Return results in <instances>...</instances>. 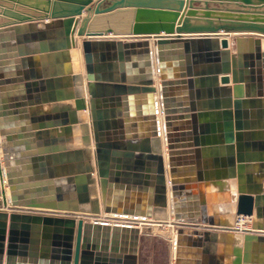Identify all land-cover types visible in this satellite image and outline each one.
<instances>
[{"label": "water", "instance_id": "water-1", "mask_svg": "<svg viewBox=\"0 0 264 264\" xmlns=\"http://www.w3.org/2000/svg\"><path fill=\"white\" fill-rule=\"evenodd\" d=\"M0 16V264H138L142 224L173 264H264V0H0ZM231 32L255 35L232 51ZM121 103L133 130L115 140ZM213 180L224 224L205 217Z\"/></svg>", "mask_w": 264, "mask_h": 264}, {"label": "crops", "instance_id": "crops-1", "mask_svg": "<svg viewBox=\"0 0 264 264\" xmlns=\"http://www.w3.org/2000/svg\"><path fill=\"white\" fill-rule=\"evenodd\" d=\"M51 3H52V0H51ZM51 7L52 6H50L49 13H50ZM222 9H226V8L222 7ZM85 15L86 14L83 12L79 16V18L81 19ZM3 21H5V19L0 16V23H2ZM43 22L46 23L47 20H43ZM49 33L50 32H48V34ZM218 35H225V33L223 31H219L218 32ZM228 35H229V37H227L228 45H229V48L233 51L234 46H235V41H236L235 35H255V34H246V33H244V34H235V33H232L231 32ZM78 39L79 38L76 37V41ZM221 39L222 38H219V41ZM141 41H146V42L150 43L149 44V48H150V50L152 49V47H151L152 40L151 39L141 40ZM243 47L246 48V49L249 48V46L247 44H245ZM50 64H52V66H55V65H53L54 64V61L53 60L52 61L51 60L49 61V65ZM48 68H49V66H48ZM51 68H53V67H51ZM67 82H68V84H70V81H67ZM55 89H57L56 86H55ZM63 90L64 91H70V88H66L65 87L64 89L63 88L59 89V91H63ZM85 97H86V99H88L87 93H85ZM154 98L155 99H158L159 97H158L157 94H154ZM63 103L67 104V102H63ZM107 104H108V106H107L108 109H112V110H116L117 109V106L116 105H111L109 103H107ZM52 106H53V104H50V106L45 107V109H43L44 110L43 114L44 115H47V116H54L55 114H57V113L53 112V109H51ZM102 108H104L103 105H102ZM119 108H120V111L122 112V115L123 116H120V117L118 116L119 118H115L114 120H119L120 121V124L119 125H116L115 127H113V129H111L110 132H109V135L112 137V139H115V140H119L121 138H126V136L128 135V131L133 130V127H132L131 123H129L126 120V116H124V115H126L125 114L126 113V107H124V103H121L120 106H119ZM128 124H130V125H128ZM158 127H159V130L160 129L163 130L162 129V123H159L158 124ZM60 134H61L60 131L57 132V135H60ZM64 137H66L65 139L72 138L71 141L72 142H75L74 141L75 138H73V134H71L70 136H68V138H67L66 135H64ZM161 137H162L163 157H164V160L166 161V159H167L166 158L167 157V146H166V142L164 141V134L163 133L161 134ZM245 140H247V139L245 138ZM207 156H209V155H206V158L204 157V159L203 158L202 159H203V161L205 160V162L208 165H210L209 169H207V172H210L211 173V172L214 171V168L211 167V165L213 164V160L214 159L212 157H207ZM192 157H194V155ZM190 161H192V164H193L192 166L194 167L195 166V158H191ZM213 182L215 183V180H213L211 182L212 185H213ZM262 187H264V182L262 184ZM203 191H205L207 193L205 195L209 199V202L208 203L206 202V204H205V209H206L205 217L208 220L213 221L214 224H224L225 222H230L233 219V215L231 214V212H233V205H231L230 201L227 198V194L230 191V189L228 190V186H226L224 188L221 187V189H220V187H217V186H214L213 185V186H211L210 189L209 188L207 190L203 189ZM220 194L223 197L222 199H220V197H219ZM194 201L195 200H193L192 202H194ZM196 202H198V199L196 200ZM168 204L170 206V202ZM197 208H199V206ZM196 221H197V223L200 222V220H198V219L195 220L194 222H196ZM164 229H166V227H164ZM168 259H169V264H172L173 259H172V262H171L170 261V257H169V251H168ZM138 262H139V260H138Z\"/></svg>", "mask_w": 264, "mask_h": 264}, {"label": "rangeland", "instance_id": "rangeland-1", "mask_svg": "<svg viewBox=\"0 0 264 264\" xmlns=\"http://www.w3.org/2000/svg\"><path fill=\"white\" fill-rule=\"evenodd\" d=\"M168 242L152 234L151 228L143 230L138 254V264H169Z\"/></svg>", "mask_w": 264, "mask_h": 264}, {"label": "built area", "instance_id": "built-area-1", "mask_svg": "<svg viewBox=\"0 0 264 264\" xmlns=\"http://www.w3.org/2000/svg\"><path fill=\"white\" fill-rule=\"evenodd\" d=\"M241 222H243L241 224L242 227H240V225H239V223H241ZM250 224H251V219L248 218V217L238 216L236 218L235 226L240 232L249 229L250 228Z\"/></svg>", "mask_w": 264, "mask_h": 264}, {"label": "bare ground", "instance_id": "bare-ground-1", "mask_svg": "<svg viewBox=\"0 0 264 264\" xmlns=\"http://www.w3.org/2000/svg\"><path fill=\"white\" fill-rule=\"evenodd\" d=\"M77 41H79V40H77ZM71 57H72L71 58V65H72V67L73 68L78 67L80 65L81 61L78 59V55L76 54V52H72ZM159 131H162V130L160 129ZM6 194L8 196V189L7 188H6ZM242 223L243 222L239 223L240 227H242L241 226ZM141 227L143 229H146V228L151 227V226L149 224H142ZM172 264H173V262H172Z\"/></svg>", "mask_w": 264, "mask_h": 264}]
</instances>
